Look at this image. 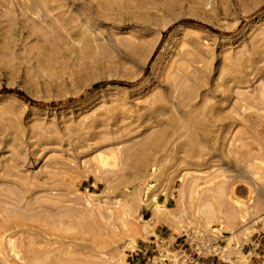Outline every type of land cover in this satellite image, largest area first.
Masks as SVG:
<instances>
[{
	"label": "rangeland",
	"instance_id": "obj_1",
	"mask_svg": "<svg viewBox=\"0 0 264 264\" xmlns=\"http://www.w3.org/2000/svg\"><path fill=\"white\" fill-rule=\"evenodd\" d=\"M263 105L264 0H0V264H264Z\"/></svg>",
	"mask_w": 264,
	"mask_h": 264
},
{
	"label": "built area",
	"instance_id": "obj_2",
	"mask_svg": "<svg viewBox=\"0 0 264 264\" xmlns=\"http://www.w3.org/2000/svg\"><path fill=\"white\" fill-rule=\"evenodd\" d=\"M220 241V237L202 240L200 236H196L194 242L185 243L175 251H164L159 254L164 264H201L204 257L219 255L224 250Z\"/></svg>",
	"mask_w": 264,
	"mask_h": 264
},
{
	"label": "bare ground",
	"instance_id": "obj_3",
	"mask_svg": "<svg viewBox=\"0 0 264 264\" xmlns=\"http://www.w3.org/2000/svg\"><path fill=\"white\" fill-rule=\"evenodd\" d=\"M183 46H184V45H183ZM184 55H185V53H184ZM176 61H177V60H176ZM175 63H176V62H175ZM179 74H180V73H179ZM187 74H188V73H187ZM187 76H188V75H187ZM175 87H176V86H175ZM247 102H248V101H247ZM250 102H251V101H250ZM258 102H259V101H258ZM252 103H253V102H252ZM263 106H264V105H263ZM152 201H153V200H152ZM208 212H209V211H208ZM208 212H207V213H208Z\"/></svg>",
	"mask_w": 264,
	"mask_h": 264
},
{
	"label": "trees",
	"instance_id": "obj_4",
	"mask_svg": "<svg viewBox=\"0 0 264 264\" xmlns=\"http://www.w3.org/2000/svg\"><path fill=\"white\" fill-rule=\"evenodd\" d=\"M20 95H23L22 93H20Z\"/></svg>",
	"mask_w": 264,
	"mask_h": 264
},
{
	"label": "crops",
	"instance_id": "obj_5",
	"mask_svg": "<svg viewBox=\"0 0 264 264\" xmlns=\"http://www.w3.org/2000/svg\"><path fill=\"white\" fill-rule=\"evenodd\" d=\"M240 264V262H238Z\"/></svg>",
	"mask_w": 264,
	"mask_h": 264
}]
</instances>
